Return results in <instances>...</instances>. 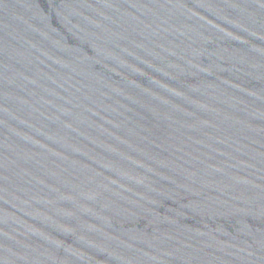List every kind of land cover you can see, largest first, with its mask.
Instances as JSON below:
<instances>
[{
    "label": "water",
    "instance_id": "95a60500",
    "mask_svg": "<svg viewBox=\"0 0 264 264\" xmlns=\"http://www.w3.org/2000/svg\"><path fill=\"white\" fill-rule=\"evenodd\" d=\"M0 264H264V0H0Z\"/></svg>",
    "mask_w": 264,
    "mask_h": 264
}]
</instances>
